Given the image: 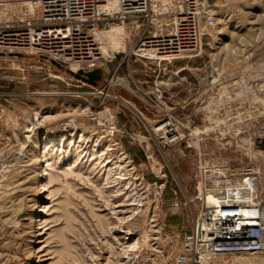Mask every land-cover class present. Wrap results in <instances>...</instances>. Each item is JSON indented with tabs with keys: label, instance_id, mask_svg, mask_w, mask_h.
<instances>
[{
	"label": "rangeland",
	"instance_id": "1",
	"mask_svg": "<svg viewBox=\"0 0 264 264\" xmlns=\"http://www.w3.org/2000/svg\"><path fill=\"white\" fill-rule=\"evenodd\" d=\"M196 1L197 41L176 54L136 51L147 20L101 24L96 84L0 55V264H176L201 158L252 167L264 201V0ZM160 6L170 34L184 5Z\"/></svg>",
	"mask_w": 264,
	"mask_h": 264
},
{
	"label": "built area",
	"instance_id": "2",
	"mask_svg": "<svg viewBox=\"0 0 264 264\" xmlns=\"http://www.w3.org/2000/svg\"><path fill=\"white\" fill-rule=\"evenodd\" d=\"M166 1L0 0V55L31 54L68 69L89 71L100 54V25L110 28L114 21L122 27L128 19L135 27L143 19L155 26L139 37L136 51L176 54L174 42L187 32L186 42L180 45L191 49L197 41L192 24L197 1L180 0L184 8L176 17L175 29L164 34L159 17L160 5ZM180 14L187 19L181 21ZM198 169L202 207L194 227L183 237L176 264H206L217 256L263 251L264 201L256 194L254 169L238 170L224 160L205 158L199 160Z\"/></svg>",
	"mask_w": 264,
	"mask_h": 264
},
{
	"label": "bare ground",
	"instance_id": "3",
	"mask_svg": "<svg viewBox=\"0 0 264 264\" xmlns=\"http://www.w3.org/2000/svg\"><path fill=\"white\" fill-rule=\"evenodd\" d=\"M192 17H193V15H192ZM179 18H180L181 21H185L187 19V17H186L185 14H180V17ZM117 33H118V29L116 27H112L111 29L105 31V36L104 37H107V38L110 39L111 37H114L115 34H117ZM181 35H182L181 38H179V39H181L180 42H177V41L174 42L175 43L174 44V47L177 48L178 53L180 52V50L182 49L183 44L186 42V40L188 38V36H187L188 35V32L187 33H184V34H181ZM180 43H183V44L180 45ZM80 70L81 71H85L82 68H70L68 71L69 72L71 71L70 73L74 75L75 73H78ZM164 131L167 133V132L170 131V128L165 125Z\"/></svg>",
	"mask_w": 264,
	"mask_h": 264
},
{
	"label": "water",
	"instance_id": "4",
	"mask_svg": "<svg viewBox=\"0 0 264 264\" xmlns=\"http://www.w3.org/2000/svg\"><path fill=\"white\" fill-rule=\"evenodd\" d=\"M101 75H102V69L99 67L93 68L89 71L80 70L78 73L74 74V76L79 77L82 80L91 84H96L97 80L101 77Z\"/></svg>",
	"mask_w": 264,
	"mask_h": 264
}]
</instances>
